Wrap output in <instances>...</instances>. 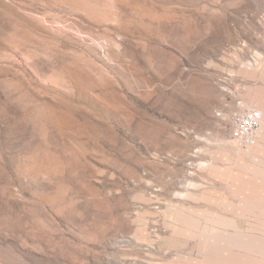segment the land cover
I'll list each match as a JSON object with an SVG mask.
<instances>
[{"label": "rangeland", "instance_id": "rangeland-1", "mask_svg": "<svg viewBox=\"0 0 264 264\" xmlns=\"http://www.w3.org/2000/svg\"><path fill=\"white\" fill-rule=\"evenodd\" d=\"M249 110L264 0H0V264H216L182 215L256 228L220 262L264 264Z\"/></svg>", "mask_w": 264, "mask_h": 264}, {"label": "bare ground", "instance_id": "bare-ground-1", "mask_svg": "<svg viewBox=\"0 0 264 264\" xmlns=\"http://www.w3.org/2000/svg\"><path fill=\"white\" fill-rule=\"evenodd\" d=\"M260 114H261L260 126H262L261 129L263 128V133H264V114H262L261 112ZM233 138L247 145H253L255 141L254 136L248 138L247 141L246 140L243 141V139H239L236 137ZM252 172L253 173L251 175L261 174L260 172H256V171H252ZM238 183L242 184L240 183V181H238ZM243 186L244 187L240 186L238 188H245L246 184ZM248 186L249 189L253 191L254 186L252 185H248ZM258 189H260V187L256 188V192H258ZM240 198H241L240 206L247 208L249 210L250 215L263 216L262 218L259 219V222H260V230L264 231V196L258 195V196H251L250 198L249 196L244 194L241 195ZM234 213L239 214L236 211H234ZM179 222L181 227L176 229L180 232V234L182 233L186 236H192L199 234V232L201 231L203 236H207L206 239L203 240V244L208 246V252L211 254L209 257H216L217 261L214 260L216 264L222 263L220 262L221 261L220 258H228L222 254H223V249H225L231 244V240H235L236 241L235 245L240 248H243L248 253L257 254L259 252V246L255 242L257 238L251 233L252 231H256V228H249L248 230L242 231L241 229L236 227L237 222L234 219L210 215L205 218L204 223L202 224V226H200L199 225L200 223L196 219L191 218L190 216L187 215H182L179 218ZM229 229L231 230V232H226ZM213 230L218 231L216 233V236L214 237L210 235V233Z\"/></svg>", "mask_w": 264, "mask_h": 264}, {"label": "built area", "instance_id": "built-area-1", "mask_svg": "<svg viewBox=\"0 0 264 264\" xmlns=\"http://www.w3.org/2000/svg\"><path fill=\"white\" fill-rule=\"evenodd\" d=\"M261 125V114L258 110H249L237 115L234 119L232 137L247 141L255 135Z\"/></svg>", "mask_w": 264, "mask_h": 264}, {"label": "crops", "instance_id": "crops-1", "mask_svg": "<svg viewBox=\"0 0 264 264\" xmlns=\"http://www.w3.org/2000/svg\"><path fill=\"white\" fill-rule=\"evenodd\" d=\"M262 127V126H261Z\"/></svg>", "mask_w": 264, "mask_h": 264}]
</instances>
